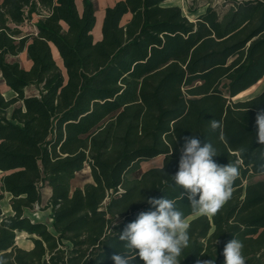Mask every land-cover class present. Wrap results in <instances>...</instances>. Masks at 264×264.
I'll return each mask as SVG.
<instances>
[{
    "label": "trees",
    "instance_id": "16d2710c",
    "mask_svg": "<svg viewBox=\"0 0 264 264\" xmlns=\"http://www.w3.org/2000/svg\"><path fill=\"white\" fill-rule=\"evenodd\" d=\"M164 1L117 0L105 8L97 41L94 0H83L82 12L76 0L0 1V74L16 93L7 98L0 89V202L10 195L12 208L4 215L0 206L3 264H114L119 252L143 264L119 234L154 210L148 198L164 196L192 217L181 264H224L234 237L246 264H264V179L253 180L264 175L255 124L264 90L233 99L264 77V0L208 3L193 20ZM34 17L36 31L24 32ZM23 51L28 69L9 59ZM192 135L214 146L217 163L239 167L216 215L194 213L171 178ZM159 155L160 166L134 177ZM85 165L92 181L72 190ZM36 207L51 209L53 221L31 218ZM19 232L32 247L17 243Z\"/></svg>",
    "mask_w": 264,
    "mask_h": 264
},
{
    "label": "clouds",
    "instance_id": "9594fccd",
    "mask_svg": "<svg viewBox=\"0 0 264 264\" xmlns=\"http://www.w3.org/2000/svg\"><path fill=\"white\" fill-rule=\"evenodd\" d=\"M255 124L256 141L264 144V110L257 112ZM209 126L215 131L220 124L212 119ZM183 139L178 170L171 178L179 189H183L181 196L187 198L194 213L216 215L232 197L233 184L240 175L238 164L217 163L214 157L218 153L214 146L195 135ZM146 202L154 210L141 211L119 234L120 241L143 264H181L182 252L189 245V225L184 214L165 196L151 197ZM221 254L224 264H246L243 243L235 237L224 245ZM111 259L114 264L134 262L127 252L114 254ZM197 264H215V261L208 259Z\"/></svg>",
    "mask_w": 264,
    "mask_h": 264
},
{
    "label": "rangeland",
    "instance_id": "374dc122",
    "mask_svg": "<svg viewBox=\"0 0 264 264\" xmlns=\"http://www.w3.org/2000/svg\"><path fill=\"white\" fill-rule=\"evenodd\" d=\"M113 0H94V5H95V9L97 11L96 17V27L97 25H101L102 22V18L104 15V11H99L101 8H105L106 6H108ZM175 3L179 6L182 7L183 12L189 16L191 19H194L197 14L201 11V8L205 7L206 4L211 3L213 4H221L223 2V0H174ZM80 7L82 8V5H80ZM77 7V8H80ZM195 8V7H199L196 13H192L190 11V8ZM37 17H34V19L30 22V21H26L23 25H22V29L24 32L27 33H31V32H35L36 28L34 27L33 23L36 21ZM98 23V24H97ZM95 27V28H96ZM95 37H97V35L94 34ZM18 60L21 61V65H25V59L22 58V56H19L17 58ZM60 67H62L60 65ZM264 79V78H263ZM264 82V80L262 81ZM3 91L6 93V91L4 90L5 88H3ZM27 93L29 95L32 94H36L38 90H36L34 87H30L27 89ZM261 90V89H260ZM259 90V91H260ZM237 98H246V96H240V97H236ZM160 164V158H156L153 159V161H149V162H145L141 165V170L138 171L136 174H134V177H137L140 173H142L144 171V169L146 168H150L153 167L154 165H158ZM259 179H264V175H259L254 177L253 180H259ZM92 181V177H91V169L88 168V166H85L83 168V170H81L80 172H78V174L76 175L74 181H73V188L74 187H78V186H84L86 183ZM48 196V191L45 188L44 189V198L46 199ZM1 206H2V210L4 211L6 208H8L9 206V202H7L6 198L1 201ZM10 212H5V215H9ZM27 214L33 218L34 220H40V221H46L48 223H51L52 219L50 217L51 211L49 209H40V207H36L33 210H28ZM192 218V217H188L186 219V222H188V220ZM1 219V218H0ZM17 243L27 249L31 244H32V240L30 239V235L27 234H20V232L18 233V237H17Z\"/></svg>",
    "mask_w": 264,
    "mask_h": 264
},
{
    "label": "crops",
    "instance_id": "0c3cea01",
    "mask_svg": "<svg viewBox=\"0 0 264 264\" xmlns=\"http://www.w3.org/2000/svg\"><path fill=\"white\" fill-rule=\"evenodd\" d=\"M0 1H2V0H0ZM117 0H113L108 6H112L115 2H116ZM76 3H77V7H80V5H82V8H83V0H76ZM162 6H170V5H175V6H178L176 3H175V1L174 0H165L162 4H161ZM107 7V6H106ZM105 7V8H106ZM179 7V6H178ZM81 7L80 8H78L81 12L83 11V9H82ZM103 9V8H101L99 11L101 12V11H104V15H105V10L106 9ZM182 8V7H181ZM206 8H207V6L205 5V7L203 8H201V11L197 14V15H199V14H201V13H204L205 12V10H206ZM183 10V9H182ZM97 12V11H96ZM184 13V12H183ZM193 13V12H192ZM194 13H196V12H194ZM104 15H103V17H104ZM184 15H186L185 13H184ZM187 16V15H186ZM189 17V16H188ZM197 17V16H196ZM195 17V18H196ZM131 18V14H126L124 17H123V19L121 20V24H124V23H126L129 19ZM190 18V17H189ZM194 18V19H195ZM191 19V18H190ZM96 20H97V17H96ZM193 20V19H192ZM102 21H103V18H102ZM95 25H96V23H95ZM101 25H102V22H101ZM96 27V26H95ZM95 29V28H94ZM93 29V30H94ZM93 34V33H92ZM93 36H94V34H93ZM102 38V26H101V34H100V37H95L94 36V39H95V41H97V40H100ZM54 50L55 49H53V54H54ZM58 55H59V53H58ZM19 56H22V58L23 59H25V65H23L25 68H30L31 67V64H32V62H31V60L30 59H28L27 58V55H26V51H23V53H21L20 55H18V56H16V57H9V59H11V60H18L17 58L19 57ZM54 58H56L55 57V55H54ZM59 58H60V56H59ZM57 59V62H58V58H56ZM20 61V60H19ZM21 62V61H20ZM58 64L59 65H61L62 66V68H63V62H62V58H61V60H60V62H58ZM63 71H64V68H63ZM264 78V77H263ZM262 78V80L261 81H259L258 83H256V85H254V86H252L251 88H248L246 91H244V92H242V93H240V94H238L237 96H235L233 99L234 100H247L248 98H252V97H254V96H256V95H259V94H261L262 92H263V90H264V82H262L264 79ZM2 87L3 88H5L4 90L6 91V93L3 91V89H2ZM259 87V88H258ZM258 88V89H257ZM0 89H1V91H3V93H4V95H5V97H13V96H15L16 95V93L13 91V90H11L9 87H7L6 85H5V83H4V81H3V78H2V75L0 74ZM261 89V90H260ZM260 90V91H259ZM240 96H246V98H237L236 99V97H240ZM156 158H160V164H158V165H154V166H160L161 164H162V162H163V159H164V156L163 155H159V156H157V157H155V158H153V159H156ZM151 161H153V160H151ZM143 163H145V162H142L141 163V165L143 164ZM85 166H88V165H85ZM84 166V167H85ZM88 168H90L89 166H88ZM150 168H152V167H150ZM91 169V168H90ZM147 169H149V168H146V169H144V170H147ZM80 172V171H79ZM78 174V172L76 173V175ZM76 177V176H75ZM75 177H74V179H75ZM91 177H92V175H91ZM74 179H72L71 180V183H70V185H71V187H72V190H74L76 187H74L73 188V181H74ZM91 182V181H90ZM90 182H88V183H90ZM78 187H83V186H78ZM46 189H47V191H48V196L51 194V187H49V186H47V187H45ZM9 199H10V195H7L6 196V200H7V202H9ZM0 206H1V202H0ZM1 208H2V206H1ZM50 211H51V209H49ZM11 211H12V208H11V205H10V202H9V206H8V208H6L4 211H3V214L5 215V212H10L11 213ZM191 219V218H190ZM26 234V233H25ZM27 235H29V234H27ZM32 245H33V243L28 247V248H30V247H32ZM27 248V249H28Z\"/></svg>",
    "mask_w": 264,
    "mask_h": 264
},
{
    "label": "bare ground",
    "instance_id": "6f19581e",
    "mask_svg": "<svg viewBox=\"0 0 264 264\" xmlns=\"http://www.w3.org/2000/svg\"><path fill=\"white\" fill-rule=\"evenodd\" d=\"M96 14H97V12H96ZM98 21V20H97ZM98 24V23H97ZM93 34H95V35H97V37H100V34H101V27H100V25H97V27L93 30ZM54 55H55V57L56 58H58V62H60V60H61V58H59V55H58V51H57V49L55 48V50H54ZM259 88V87H258ZM257 88V89H258ZM20 234H25L24 232H20Z\"/></svg>",
    "mask_w": 264,
    "mask_h": 264
},
{
    "label": "water",
    "instance_id": "95a60500",
    "mask_svg": "<svg viewBox=\"0 0 264 264\" xmlns=\"http://www.w3.org/2000/svg\"><path fill=\"white\" fill-rule=\"evenodd\" d=\"M61 68H62V67H61ZM62 70H63V68H62ZM189 220H190V219H189ZM189 220H188V221H189ZM52 221H53V219H52ZM52 221H51V222H52ZM187 223H188V222H187Z\"/></svg>",
    "mask_w": 264,
    "mask_h": 264
}]
</instances>
